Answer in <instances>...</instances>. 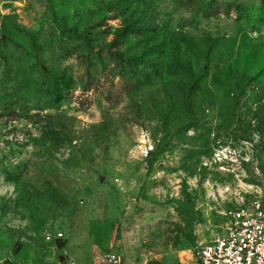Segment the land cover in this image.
Segmentation results:
<instances>
[{
	"label": "rangeland",
	"instance_id": "374dc122",
	"mask_svg": "<svg viewBox=\"0 0 264 264\" xmlns=\"http://www.w3.org/2000/svg\"><path fill=\"white\" fill-rule=\"evenodd\" d=\"M255 196L264 0H0V264H189Z\"/></svg>",
	"mask_w": 264,
	"mask_h": 264
},
{
	"label": "built area",
	"instance_id": "2783aa9c",
	"mask_svg": "<svg viewBox=\"0 0 264 264\" xmlns=\"http://www.w3.org/2000/svg\"><path fill=\"white\" fill-rule=\"evenodd\" d=\"M56 235L60 237L61 233ZM95 262L120 264V258L107 251ZM189 264H264V206L260 196H255L247 206L231 209L223 233L198 242Z\"/></svg>",
	"mask_w": 264,
	"mask_h": 264
}]
</instances>
